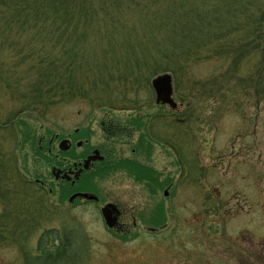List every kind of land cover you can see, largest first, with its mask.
<instances>
[{"label":"rangeland","instance_id":"obj_1","mask_svg":"<svg viewBox=\"0 0 264 264\" xmlns=\"http://www.w3.org/2000/svg\"><path fill=\"white\" fill-rule=\"evenodd\" d=\"M27 39L26 35L12 32L8 41L2 44L0 40V63H4V68L17 63L20 82L17 86L21 91L27 81L36 79V59L26 58L30 50H22ZM118 64L119 69L123 67L121 62ZM255 69L264 77V61L257 56L249 60L242 57L240 63L230 59L225 62L203 59L176 77L164 72L172 78L171 97L175 107L156 101L151 80L163 73L151 77L143 71V78L151 77L153 99L149 107L137 109L128 102L117 103L111 109L99 108L86 99H75L46 109L26 108L17 114L9 92L0 87V115L13 118L15 128L14 139L0 131V143L13 148L17 140V164L22 174L30 181L48 183L44 187L49 190L51 215L49 222L30 235L17 236L18 243L12 242L13 237L0 240V264H154L156 254L149 234L137 239L112 237L106 231L98 205H83L80 201L71 204L69 194L63 198V184L54 181L50 173L52 164L59 161L58 140L51 146L48 141L55 135L62 137L74 131L78 139H87L90 145L106 150L107 159L86 173L79 186H90L101 201L155 202L160 223L168 221L164 234L173 240V264H208L209 261L264 264V87L257 88L255 84L250 87L244 81L255 74ZM77 77L82 76L77 73ZM208 81L216 82L217 88H205ZM144 84L140 81L136 85L142 97L149 93ZM110 85L118 92L128 91L127 86L118 82ZM134 116L143 119L144 127L130 124ZM153 117L156 124L150 134L148 120ZM179 119L182 125L172 123ZM175 128L181 131L180 149L176 145L178 154L168 145L171 143L159 139L165 135L171 138L169 135L176 132ZM185 161L191 168L186 172ZM165 189L169 191L166 197ZM222 202L235 203L236 209L233 207L229 215L212 216L215 210L209 207L216 208ZM221 207L220 212H225L226 207ZM2 210L0 202V214ZM153 222L152 218L144 220L145 226ZM213 223H218L221 253L201 251L200 255L189 228L196 230L197 224L202 227L201 224ZM51 228L60 232L61 251L67 254L57 262L55 258L45 260L37 250L38 237ZM203 231L202 228L201 233L206 235ZM185 240L189 246L186 254ZM230 243L237 244L232 255L224 252Z\"/></svg>","mask_w":264,"mask_h":264},{"label":"trees","instance_id":"obj_2","mask_svg":"<svg viewBox=\"0 0 264 264\" xmlns=\"http://www.w3.org/2000/svg\"><path fill=\"white\" fill-rule=\"evenodd\" d=\"M0 29L2 44L12 32L26 35L22 50H30L26 58L36 59V79L27 81L22 91L17 86V63L5 68L0 63V87L9 92L17 114L75 99L99 108L115 109L117 103L127 102L135 109L149 107L153 99L149 79L156 74L184 75L203 59L240 63L242 57L257 56L264 61V0H0ZM256 69L244 81L250 87H264V77ZM143 71L151 77L143 78ZM140 81L149 88L146 97L139 96ZM112 82L128 91H116ZM215 84L208 81L204 87ZM4 117L0 115V131L14 139V119ZM142 120L134 116L129 122L141 128ZM148 121L150 133L155 117ZM173 122L182 125L180 120ZM174 130L172 139L166 135L159 139L170 142L177 152L181 131ZM16 148L17 140L13 148L0 143V240L13 237L9 240L13 243L51 218L49 191L22 174ZM188 165L185 161V172L191 170ZM61 188L65 199L66 185ZM62 249L57 229L44 230L37 239L45 260L63 259L67 254Z\"/></svg>","mask_w":264,"mask_h":264},{"label":"flooded vegetation","instance_id":"obj_3","mask_svg":"<svg viewBox=\"0 0 264 264\" xmlns=\"http://www.w3.org/2000/svg\"><path fill=\"white\" fill-rule=\"evenodd\" d=\"M171 115L172 114H170L169 116ZM76 132L77 131H74V133L64 135L62 137H58V135H55L51 137L48 141V145L51 146V144H53L55 140H58V144H57L58 154L56 156L59 157V161H56L54 162V164H52L50 173L54 181L59 182L63 185L64 184L67 185L66 193L69 194L68 196L69 203L72 204L74 202L80 201L83 203V205H85L84 203L98 205L99 208L98 211L100 212L104 224H105V220L103 218L102 208L106 204H112V207L109 209H110L111 217L115 218V224L112 227H108L105 224L106 231L112 237H115L117 239H125L127 237H133L137 239L138 236L149 234L153 239L152 244L153 247L155 248L154 252L156 256H155L154 264H173L172 262L173 240L172 238H170L168 234L166 233L164 234V231L167 230L168 228L167 227L168 221L164 222L163 224L160 223L159 219L156 216L157 214L156 212L157 208L155 207L156 204L155 202H152L151 196L150 197L148 196L151 201L138 203V204H131L130 202H119L115 200L101 201V197L95 191H93L90 186L88 187H85L83 185L79 186L80 182H82V180L84 179L86 173L91 172L99 165H102V163L106 158V154H105L106 150L98 146L90 145L87 139L85 140L78 139L77 138L78 135L76 136L77 134ZM63 140H66V142L61 144V141ZM162 141L164 142V140ZM166 143H170V142L166 141ZM168 145L171 146L172 144H168ZM95 150L99 152V155L102 156V159L96 158V160H90L89 163L87 164V167L84 168L85 160L88 157L93 156L94 155L93 152ZM45 183L39 182L41 186L48 185V183L46 184ZM85 193L92 194L95 196V198L94 199L84 198L81 194H85ZM163 194L166 197L169 195V191L165 189L163 191ZM202 205L204 206L206 204H202ZM210 205H212V203H210ZM221 206L226 207L225 212L224 211L220 212V209H222ZM236 206L237 205L232 202H222V205L218 204L216 208L213 207H209V208L215 210V212L212 213V216H214V214L218 215L219 213L223 215H229L233 207L234 209H236ZM147 218L149 219L152 218V220L154 221L150 226H145L144 224V220ZM201 220L202 219H198V221ZM194 221H196V219ZM212 221L216 222V220H212ZM194 225L195 224H193V226ZM197 225L199 227H197L196 230L193 227V228H189L190 229L189 231L192 232V242L196 244L195 248L198 252L200 251V255H201V251L213 255L216 253H221L220 252L221 245L217 241L218 232H219L218 223H213V225L201 224L202 227H200L199 224ZM186 227L187 226L185 225V229ZM202 228L207 233L206 235L201 233ZM245 237L250 238L247 236ZM186 243L187 242L185 240V254L189 253L188 252L189 246H187ZM236 250H237V244L230 243L225 247L224 252L232 255V252ZM200 255H197V257L203 258ZM209 262L213 264L218 263L217 261H213V262L209 261Z\"/></svg>","mask_w":264,"mask_h":264},{"label":"water","instance_id":"obj_4","mask_svg":"<svg viewBox=\"0 0 264 264\" xmlns=\"http://www.w3.org/2000/svg\"><path fill=\"white\" fill-rule=\"evenodd\" d=\"M151 85L152 88L155 92V96H156V101L157 102H161L162 104H168L171 107H175V103L172 99V78L170 76V74L168 73H163V74H159L157 76H155L152 80H151ZM66 140L61 141V144L65 143ZM93 156L88 157L85 162H84V168L87 167V164L89 163L90 160H96V158L98 159H102V156L99 155V152L97 150H95L93 152ZM84 198L87 199H94L95 196L92 194H81ZM72 198V197H71ZM112 207V204H106L104 205V207L102 208V213H103V218L105 220V224L108 227H112L115 224V218L111 217L110 214V209Z\"/></svg>","mask_w":264,"mask_h":264}]
</instances>
